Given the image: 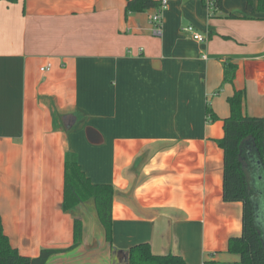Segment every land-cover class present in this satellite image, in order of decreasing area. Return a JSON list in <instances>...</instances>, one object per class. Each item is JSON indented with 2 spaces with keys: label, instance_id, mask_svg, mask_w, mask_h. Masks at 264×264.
<instances>
[{
  "label": "crops",
  "instance_id": "obj_1",
  "mask_svg": "<svg viewBox=\"0 0 264 264\" xmlns=\"http://www.w3.org/2000/svg\"><path fill=\"white\" fill-rule=\"evenodd\" d=\"M126 5L0 0L4 232L23 256L60 251L48 264H129L143 243L187 264H238L228 247L242 235L243 205L223 200L217 141L236 91H246V115L264 118V15L247 0H223L226 12L172 0L156 37L155 10ZM224 62L238 67L233 84H223ZM69 159L93 184L113 186L112 243L93 200L64 211ZM76 220L82 241L70 249Z\"/></svg>",
  "mask_w": 264,
  "mask_h": 264
},
{
  "label": "trees",
  "instance_id": "obj_2",
  "mask_svg": "<svg viewBox=\"0 0 264 264\" xmlns=\"http://www.w3.org/2000/svg\"><path fill=\"white\" fill-rule=\"evenodd\" d=\"M203 1L207 5L208 0ZM126 2L127 14L155 10L160 5V1L157 0H126ZM213 4L217 10L226 12L223 0H213ZM247 10L264 15V0H259L256 7L252 0H247ZM228 16L240 18L233 14ZM223 67V84H233L237 65L224 62ZM245 100V90L236 91L228 99L231 113L224 120V136L217 141L224 152L223 200L227 203L240 202L243 205L242 235L230 239L228 250L229 253L239 257L238 264H264V241L257 224V208L260 204L264 207V118L246 115ZM207 114L212 120H216L217 117L210 107H207ZM114 193L112 185L93 184L76 161H66L64 211H70L88 200H93L109 243H112ZM259 200L261 202H258ZM82 234V223L76 220L74 242L70 249L77 248L81 244ZM59 252L54 249H43L37 257L21 255L5 234L0 216V264H48L49 260ZM129 264L187 263L178 255H155L151 245L143 243L129 251Z\"/></svg>",
  "mask_w": 264,
  "mask_h": 264
},
{
  "label": "built area",
  "instance_id": "obj_3",
  "mask_svg": "<svg viewBox=\"0 0 264 264\" xmlns=\"http://www.w3.org/2000/svg\"><path fill=\"white\" fill-rule=\"evenodd\" d=\"M171 1L172 0H160L159 7L155 9V13L151 17V24L153 26V35L156 37H161L163 35V30H162L163 14L165 10L168 8ZM208 5L214 7L213 0H208ZM183 32L190 35V37L195 41H197L198 43L208 42V37L203 36L193 26L185 27L183 29ZM202 57L203 59H207V55H203ZM51 67L52 65L48 64L47 66L41 68V72L46 73L51 69Z\"/></svg>",
  "mask_w": 264,
  "mask_h": 264
},
{
  "label": "rangeland",
  "instance_id": "obj_4",
  "mask_svg": "<svg viewBox=\"0 0 264 264\" xmlns=\"http://www.w3.org/2000/svg\"><path fill=\"white\" fill-rule=\"evenodd\" d=\"M70 160L71 159H69V161ZM260 194L263 197V194L262 193H260ZM260 200H262V199H260ZM260 200L258 202H261ZM257 224H258V227L260 229V232L262 234L263 241H264V207L262 204H260L257 208Z\"/></svg>",
  "mask_w": 264,
  "mask_h": 264
}]
</instances>
